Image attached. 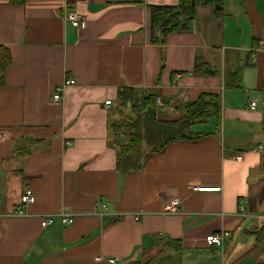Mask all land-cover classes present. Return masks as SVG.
Here are the masks:
<instances>
[{
	"label": "crops",
	"instance_id": "0c3cea01",
	"mask_svg": "<svg viewBox=\"0 0 264 264\" xmlns=\"http://www.w3.org/2000/svg\"><path fill=\"white\" fill-rule=\"evenodd\" d=\"M189 5L186 28L154 42L152 7ZM262 39L264 0H223L220 12L201 0H0V264H264ZM126 88L160 98L163 121L210 94L221 116L124 173L110 119ZM226 231L223 247L206 246Z\"/></svg>",
	"mask_w": 264,
	"mask_h": 264
},
{
	"label": "trees",
	"instance_id": "16d2710c",
	"mask_svg": "<svg viewBox=\"0 0 264 264\" xmlns=\"http://www.w3.org/2000/svg\"><path fill=\"white\" fill-rule=\"evenodd\" d=\"M27 1L29 0H12V3L23 4ZM201 1L204 4L206 2L217 4L218 12L222 11L223 0ZM195 13L193 5L184 8L152 7V40L164 45L167 36L185 29L186 22L193 18ZM200 73L203 72L196 67L193 74ZM156 102V96L140 95L132 88L119 92L118 100L111 112L110 131L115 137L124 135L118 158V169L124 173L140 170L142 162L149 156L163 151L179 139L192 140V127L208 123L212 118L219 120L221 116L222 99L218 94L203 95L193 103H178L177 109L185 112V117L178 121L160 120Z\"/></svg>",
	"mask_w": 264,
	"mask_h": 264
},
{
	"label": "built area",
	"instance_id": "2783aa9c",
	"mask_svg": "<svg viewBox=\"0 0 264 264\" xmlns=\"http://www.w3.org/2000/svg\"><path fill=\"white\" fill-rule=\"evenodd\" d=\"M65 20L70 23L74 28L80 29L84 28L86 26V20L83 16L76 12H68L65 15ZM259 52H264V39L260 41V45L258 48ZM76 82L74 80L66 82V85L63 87H59L56 89V92L53 96V102L59 103L61 100V92L63 91V88L66 86H75ZM157 105L158 107H162L163 103L160 98L157 99ZM257 102L253 101L250 104L251 110H256L257 109ZM106 107L108 109H111L112 107V102L107 101L106 102ZM238 160H242V156L237 157ZM194 191L199 192V193H219L222 191L221 187H209V186H203V187H195ZM36 201V196L34 194V191L32 189H28L21 197V204L28 206L30 204H33ZM180 206L181 203L178 199L170 202L169 204L166 205L165 207V212L166 213H177L180 211ZM19 214H22L21 211H18ZM61 221L63 225L70 227L74 224V217L73 215L69 213H62L60 216ZM55 222V216L49 215L46 217H43L41 226L42 228H48L49 226L53 225ZM231 237V234L229 232H222L218 234H211L206 237L205 242L206 246L208 248H214V247H223L224 243ZM101 260V259H99ZM115 261H111V263H114Z\"/></svg>",
	"mask_w": 264,
	"mask_h": 264
}]
</instances>
